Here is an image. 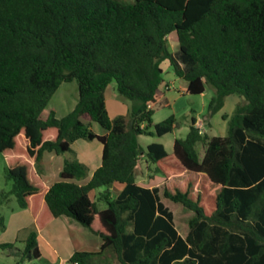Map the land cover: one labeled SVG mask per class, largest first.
<instances>
[{"label": "trees", "instance_id": "1", "mask_svg": "<svg viewBox=\"0 0 264 264\" xmlns=\"http://www.w3.org/2000/svg\"><path fill=\"white\" fill-rule=\"evenodd\" d=\"M165 61L186 82V94L200 95L206 84L213 89L212 114L226 97L243 98L231 117L223 115L226 136L209 138L193 119L185 138L174 139L171 156L162 144L141 147L140 136L161 137L175 127L170 116L149 130ZM72 81L77 103L57 118L48 103ZM112 82L130 106L110 119L105 92ZM49 130L56 135L44 140ZM20 134L35 166L45 152H72L78 140L102 145L101 165L86 184L78 182L87 167L66 159L44 196L54 218H70L101 239L98 252H75L67 264H264V0H0V153L16 151ZM140 156L157 173L181 169L220 187L209 194L199 186L195 198L185 183L164 191L193 213L185 237L159 189L136 183ZM4 181L10 188L0 192V207L14 197L25 209L40 191L25 163L8 167ZM112 185L123 186L115 197L105 191L91 198ZM19 243L16 264L41 258L35 233Z\"/></svg>", "mask_w": 264, "mask_h": 264}, {"label": "rangeland", "instance_id": "2", "mask_svg": "<svg viewBox=\"0 0 264 264\" xmlns=\"http://www.w3.org/2000/svg\"><path fill=\"white\" fill-rule=\"evenodd\" d=\"M168 49L172 55H176L178 52V45L176 42L175 33L168 36ZM163 69L162 80L163 83L159 88V97L157 102L153 104V116L152 124L149 127L150 131H153L155 124H158L168 117L173 116L175 119V127L171 133L161 137L157 136H145L139 137V143L143 149L152 143L162 144L165 151L169 156L172 155V147L174 139H183L187 135L191 122L194 119L197 123L196 127L200 129L202 134L210 137H224L227 135L228 119H223V115L228 118L231 117L238 104L243 103V98L239 95L233 94L224 99V105L220 111L212 114L209 110V104L214 97L213 89L206 84L204 93L200 95L186 94V82L175 76L168 61L161 64ZM108 96L115 95L118 101L124 103L129 109L130 103L121 98L116 91V84L112 82L107 90ZM78 96V86L76 81L69 83H62L55 94L52 96L48 103V108L53 110L57 118H62L67 113L71 112L76 105ZM112 101V100H111ZM127 109V112H128ZM127 114V113H126ZM93 131L97 134L103 133V129L93 124ZM92 143L91 145L100 146L96 141L79 140L75 147L77 149L84 148L85 144ZM90 145V144H89ZM72 150V149H71ZM200 157L204 153V147L199 145L196 147ZM16 151L21 154V144L17 142ZM61 156V155H60ZM64 160L76 159L75 153L68 152L62 155ZM156 165L147 160L145 156H140L138 161L137 170L135 173V180L140 186H153L159 189V195L161 202L167 207L172 215L175 228L177 232L185 237L188 232V221L192 217L193 213L185 208L183 205L174 203L164 197V191L171 192L174 189L179 188L183 183L186 184L190 198H195L199 192V186H203L207 189L209 194H216L220 191L218 185L212 184L205 175L189 174L186 172L178 171L167 173H157ZM8 168L5 156L0 153V192L7 191L10 185H6L4 181V173ZM105 191L112 197H115L118 193V187L115 185L103 188H99L91 193L93 200H98V197ZM16 200L11 197V200L3 204L0 207V215L4 219L10 213V210L17 207ZM98 209L102 210L106 208V204L103 201L97 203ZM18 209V207H17ZM15 210V209H14ZM5 225V219H4ZM22 244L17 242L16 248H22ZM20 255L15 250H0V264H16ZM23 264H42L36 260L25 261Z\"/></svg>", "mask_w": 264, "mask_h": 264}, {"label": "crops", "instance_id": "3", "mask_svg": "<svg viewBox=\"0 0 264 264\" xmlns=\"http://www.w3.org/2000/svg\"><path fill=\"white\" fill-rule=\"evenodd\" d=\"M107 90L105 92V105L109 118L113 119L117 116L126 115L127 106L118 101L115 95L108 96L107 93L109 92ZM158 97L159 95L156 97V102ZM153 106L151 105V108ZM55 135L54 130H49L44 133L43 138L44 140H52ZM17 138L21 143L23 153L18 154L15 150L4 152L7 165L11 167L17 163H25L28 167L30 181L37 185L40 191L37 195L28 198L25 209L20 210L15 207L10 210L7 219L4 217L5 227L0 230V245L15 244L14 248L7 249L15 250L17 242L25 241L31 233H35L38 250L41 255V258L36 261L42 264H67L75 252H98L101 246L99 236L70 218H54L44 202V196L49 187L60 180L59 173L63 167L64 157L45 152L40 164L35 166L34 158H29L25 154L26 139L22 134ZM78 141L71 145V149L75 153L76 159L88 169L87 177L78 182L79 184H86L94 171L101 165L102 145L99 143L100 146H94L89 143L90 145L85 144L84 148L77 149L75 146ZM116 186L118 187V192L123 188L122 185ZM143 187L153 188V186ZM0 250L3 249L0 248ZM18 254L20 255L19 252Z\"/></svg>", "mask_w": 264, "mask_h": 264}, {"label": "built area", "instance_id": "4", "mask_svg": "<svg viewBox=\"0 0 264 264\" xmlns=\"http://www.w3.org/2000/svg\"><path fill=\"white\" fill-rule=\"evenodd\" d=\"M149 107H151V106H149Z\"/></svg>", "mask_w": 264, "mask_h": 264}]
</instances>
